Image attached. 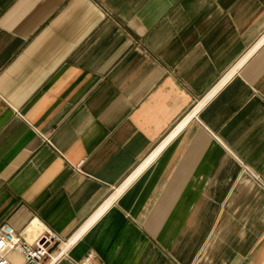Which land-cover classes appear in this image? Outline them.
<instances>
[{
	"label": "crops",
	"instance_id": "obj_1",
	"mask_svg": "<svg viewBox=\"0 0 264 264\" xmlns=\"http://www.w3.org/2000/svg\"><path fill=\"white\" fill-rule=\"evenodd\" d=\"M3 223L44 264H264V0H0Z\"/></svg>",
	"mask_w": 264,
	"mask_h": 264
},
{
	"label": "built area",
	"instance_id": "obj_2",
	"mask_svg": "<svg viewBox=\"0 0 264 264\" xmlns=\"http://www.w3.org/2000/svg\"><path fill=\"white\" fill-rule=\"evenodd\" d=\"M64 241L50 229L43 230L29 241L11 224L3 223L0 225V264H44L46 258L50 262L56 261L60 255L54 257L56 254L54 247H58ZM69 241L70 239L67 242ZM17 255H20V259ZM94 256L93 252H89L82 264H92Z\"/></svg>",
	"mask_w": 264,
	"mask_h": 264
},
{
	"label": "bare ground",
	"instance_id": "obj_3",
	"mask_svg": "<svg viewBox=\"0 0 264 264\" xmlns=\"http://www.w3.org/2000/svg\"><path fill=\"white\" fill-rule=\"evenodd\" d=\"M33 224H37L38 225V223L37 222H34ZM39 226V225H38ZM65 250V248H63V250H62V252ZM61 254V251L57 254V255H55L54 257L56 258L57 256H59ZM17 257H19V259H20V255H17Z\"/></svg>",
	"mask_w": 264,
	"mask_h": 264
}]
</instances>
